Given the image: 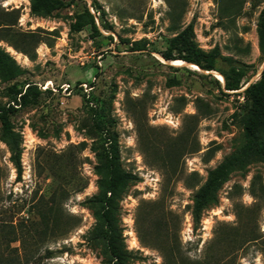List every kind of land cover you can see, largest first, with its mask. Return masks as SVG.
Listing matches in <instances>:
<instances>
[{
    "label": "rangeland",
    "instance_id": "374dc122",
    "mask_svg": "<svg viewBox=\"0 0 264 264\" xmlns=\"http://www.w3.org/2000/svg\"><path fill=\"white\" fill-rule=\"evenodd\" d=\"M32 1L0 0V48L23 70L0 79V108L17 109L12 136L0 122V264H113L95 236L112 143L127 176L112 209L127 264H264V162L194 214L209 172L242 141L264 0H64L50 14ZM86 7L99 33L72 28ZM190 24L201 49L220 50L221 71L246 72L240 90L163 59ZM30 85L39 93L20 106L14 90Z\"/></svg>",
    "mask_w": 264,
    "mask_h": 264
},
{
    "label": "trees",
    "instance_id": "16d2710c",
    "mask_svg": "<svg viewBox=\"0 0 264 264\" xmlns=\"http://www.w3.org/2000/svg\"><path fill=\"white\" fill-rule=\"evenodd\" d=\"M65 6L64 0H33L32 11L34 13H53ZM97 14L86 7L77 15L72 28L81 30L89 27L94 33H99L97 26ZM259 48L264 61V10L258 24ZM195 31L192 24L188 25L174 37L167 49L162 53L165 61H182L189 65H195L205 71L221 72L226 80L225 89L228 91L240 90L242 80L246 72L232 65L229 72L225 73L218 67L222 58L220 50L214 48L210 52L201 49L195 41ZM23 74V70L15 59L6 50L0 48V79L3 82H12ZM16 101L19 95L20 106H27L31 102V95L39 93L36 86L30 85L25 93L14 90ZM243 94L249 103L248 110L242 120V141L240 146L224 159L215 169L209 172L205 185L199 190L195 198L194 214L199 218L202 211L215 200L219 188L235 172H244L248 166L257 161L264 162V68L260 78L248 85ZM13 106L0 108V122L5 136H12L11 116L16 113ZM106 168L109 178L106 181V191L103 199V210L100 218L102 227L97 229L96 238L106 241L113 264H127V251L122 239L121 231L116 225L112 209L114 200L119 195V188L127 180L119 168L118 154L112 143L107 151ZM108 194H110L108 196Z\"/></svg>",
    "mask_w": 264,
    "mask_h": 264
},
{
    "label": "bare ground",
    "instance_id": "6f19581e",
    "mask_svg": "<svg viewBox=\"0 0 264 264\" xmlns=\"http://www.w3.org/2000/svg\"><path fill=\"white\" fill-rule=\"evenodd\" d=\"M13 51V50H12ZM185 63V62H184ZM173 64H175V65H182L183 64V62L182 61H175V62H173ZM193 68H195L196 69V67H193ZM260 75V74H259ZM221 78V77H220Z\"/></svg>",
    "mask_w": 264,
    "mask_h": 264
},
{
    "label": "water",
    "instance_id": "95a60500",
    "mask_svg": "<svg viewBox=\"0 0 264 264\" xmlns=\"http://www.w3.org/2000/svg\"><path fill=\"white\" fill-rule=\"evenodd\" d=\"M263 68H264V67H263ZM263 68H262V70H263ZM260 75H261V73H260ZM247 87H248V86H247ZM247 87H246V88H247ZM246 88H245V89H246ZM245 89H244V90H245Z\"/></svg>",
    "mask_w": 264,
    "mask_h": 264
}]
</instances>
